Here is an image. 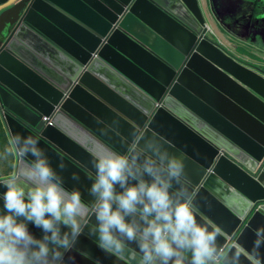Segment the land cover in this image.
Listing matches in <instances>:
<instances>
[{
    "label": "water",
    "instance_id": "1",
    "mask_svg": "<svg viewBox=\"0 0 264 264\" xmlns=\"http://www.w3.org/2000/svg\"><path fill=\"white\" fill-rule=\"evenodd\" d=\"M217 4L0 0V119L15 155L0 180L21 166L13 134L32 137L88 203L100 145L131 155L155 137L185 163L180 185L197 222L219 229L225 257L241 252L240 264H254L253 230L264 226V68L227 52L236 25L222 22ZM95 231L89 219L71 250L60 249L64 264H136L135 244L118 255Z\"/></svg>",
    "mask_w": 264,
    "mask_h": 264
},
{
    "label": "clouds",
    "instance_id": "2",
    "mask_svg": "<svg viewBox=\"0 0 264 264\" xmlns=\"http://www.w3.org/2000/svg\"><path fill=\"white\" fill-rule=\"evenodd\" d=\"M11 143L21 166L0 180L6 189L0 195V264H64L60 249L70 251L92 218L100 246L126 255V246L135 244L140 253L136 264H185V252L191 253L188 264H240L241 252L223 255L219 229L197 222L198 209L180 185L185 163L159 139L145 138L131 155L100 145L88 203L78 189L64 187L37 140L13 134ZM58 167L63 170L64 165ZM72 178L78 180L75 174ZM29 224L42 231L41 238L30 232ZM253 233L248 258L264 264V226Z\"/></svg>",
    "mask_w": 264,
    "mask_h": 264
},
{
    "label": "crops",
    "instance_id": "3",
    "mask_svg": "<svg viewBox=\"0 0 264 264\" xmlns=\"http://www.w3.org/2000/svg\"><path fill=\"white\" fill-rule=\"evenodd\" d=\"M224 2V13H221V17H223L222 22H226L229 25V22L232 21L236 25V29H232L233 32H238L241 28V24H243L244 20H246L248 23L245 25V28L247 29L250 26H254V29L250 28L249 32L246 36V39L237 37L235 41H238L236 43L235 41H232V44H234V47L227 48V52L238 59L242 63H247L252 66H259L261 68H264V52L262 51L261 55V38L264 39V29L261 32V23L262 20H260V16L257 12V5L261 4V0H223ZM262 5V4H261ZM217 7V11L219 8V4L215 5ZM264 7V6H263ZM264 12V9H263ZM263 16V14H261ZM256 22V23H255ZM264 22V18H263ZM257 25H255V24ZM249 24V25H248ZM263 24V23H262ZM255 27L258 29L256 31ZM232 32V34H233ZM236 36L233 35V38ZM242 44V46H240ZM243 47L247 51H244L241 49L243 54H238L236 48ZM246 55H245V54ZM248 54V55H247ZM190 256L185 257V261Z\"/></svg>",
    "mask_w": 264,
    "mask_h": 264
},
{
    "label": "trees",
    "instance_id": "4",
    "mask_svg": "<svg viewBox=\"0 0 264 264\" xmlns=\"http://www.w3.org/2000/svg\"><path fill=\"white\" fill-rule=\"evenodd\" d=\"M257 7H259V5H257ZM261 7L263 8L262 5ZM14 161L15 156L11 149L6 130L0 119V177L9 174L13 170Z\"/></svg>",
    "mask_w": 264,
    "mask_h": 264
},
{
    "label": "flooded vegetation",
    "instance_id": "5",
    "mask_svg": "<svg viewBox=\"0 0 264 264\" xmlns=\"http://www.w3.org/2000/svg\"><path fill=\"white\" fill-rule=\"evenodd\" d=\"M258 12V11H257ZM248 22L246 21V20H244V22H243V24H241V28H240V30H239V34H238V32H233V34L232 35H234V36H236L235 38H233V42L236 40V38L237 37H240V38H243V39H246V36H247V34H248V32H249V29L250 28H252V29H254V26H250L249 24V27L246 29L245 28V25L247 24ZM258 24V23H257ZM257 24H255V25H257ZM258 28L257 27H255V30L254 31H256ZM264 28H263V24L261 23V32H262V30H263ZM232 41L231 42H226L225 44H227L228 46H230L231 48L232 47H234L235 45L234 44H232ZM236 43H238V41H235ZM240 46H242V44H240ZM236 50H237V53L238 54H243L242 53V51H240L241 50V47H238V48H236Z\"/></svg>",
    "mask_w": 264,
    "mask_h": 264
},
{
    "label": "rangeland",
    "instance_id": "6",
    "mask_svg": "<svg viewBox=\"0 0 264 264\" xmlns=\"http://www.w3.org/2000/svg\"><path fill=\"white\" fill-rule=\"evenodd\" d=\"M219 2L222 4V7L221 6H219V11L221 12L222 11V8L224 7V2H223V0H219ZM261 4H262V6H264V0H261ZM261 4H259V7H257V11H258V14H259V16L261 17V20H262V23H263V28H264V22H263V18H264V12H263V9H264V7L262 8L261 7ZM223 11H224V8H223ZM261 14H263V16H261ZM256 23V22H255ZM254 23V24H255ZM263 31V30H262ZM226 35V37H230V35H228V34H225ZM231 40V39H230ZM232 41V40H231ZM240 47V46H239ZM241 49H243L244 51H247L245 48H243V47H241ZM262 51L264 52V39L263 38H261V55L263 54L262 53ZM184 256L185 257H188V256H190L191 257V253L190 252H185L184 253ZM188 261H190L189 260V258L185 261V264H188Z\"/></svg>",
    "mask_w": 264,
    "mask_h": 264
}]
</instances>
